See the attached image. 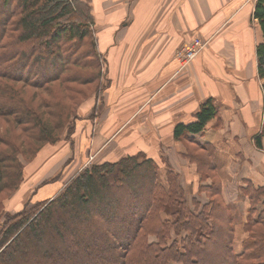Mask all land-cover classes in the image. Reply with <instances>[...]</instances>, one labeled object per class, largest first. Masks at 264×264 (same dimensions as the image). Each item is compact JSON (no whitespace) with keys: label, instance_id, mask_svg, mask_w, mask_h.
Segmentation results:
<instances>
[{"label":"trees","instance_id":"obj_1","mask_svg":"<svg viewBox=\"0 0 264 264\" xmlns=\"http://www.w3.org/2000/svg\"><path fill=\"white\" fill-rule=\"evenodd\" d=\"M88 3L0 0V264H264V202L253 216L264 189L249 183L243 189L250 212L236 236L215 148L193 137L218 117L209 99L192 121L173 129L203 203L188 202L170 164L163 183L157 162L133 148L84 165L52 196L26 208L35 190L28 189L24 162L78 134L80 125L93 131L104 109L105 60ZM254 17L256 69L264 82V0L254 2ZM262 138L264 121L253 139L259 148ZM17 196L25 202L11 211L6 202Z\"/></svg>","mask_w":264,"mask_h":264},{"label":"crops","instance_id":"obj_2","mask_svg":"<svg viewBox=\"0 0 264 264\" xmlns=\"http://www.w3.org/2000/svg\"><path fill=\"white\" fill-rule=\"evenodd\" d=\"M255 1L89 0L99 52L105 60L106 89L104 109L92 136H85L84 130L78 132L83 134L81 140L88 138V148L94 151L90 156L99 157L97 162L108 159L120 146L121 154L116 157L133 148L154 160L165 153L173 168L183 172L184 160L172 157L180 153L173 144V129L178 123L192 121L199 105L209 99L218 109V117L193 137L197 143L215 148L222 197L238 237L250 212L243 189L247 183L264 189V138L261 148L253 140L264 121V82L256 69L260 36ZM194 38L207 44L181 69L175 54ZM76 136H72V144H57L53 155L63 163L68 158L75 160L73 174L88 158V150H79V142L74 143ZM127 141L132 142L125 148ZM38 158L45 168L52 161L46 149ZM45 168L28 174L38 181ZM263 202L264 197L253 207L254 217ZM18 205L15 201L14 207L7 206L16 211L21 208Z\"/></svg>","mask_w":264,"mask_h":264},{"label":"rangeland","instance_id":"obj_3","mask_svg":"<svg viewBox=\"0 0 264 264\" xmlns=\"http://www.w3.org/2000/svg\"><path fill=\"white\" fill-rule=\"evenodd\" d=\"M105 79H106V76L104 74V78H103V84L105 85ZM98 125V121L96 123ZM85 129V136H90L88 135V133H90V131H92V127L90 125H88L87 127H84L82 125H80V131L82 130L81 129ZM96 129V128H95ZM94 131V129H93ZM92 133V132H91ZM78 133L77 136H76V141L74 142L75 144H77L79 142V150L81 148H84L85 150L84 151H87V155H88V160L87 162L85 163V166H88V165H91V163H97L99 157H95V154L93 156H90L92 155L91 152H94L92 149H90V147L88 148V138L86 137L85 138H82L81 140V136H83V134H80ZM72 136L71 137H67L64 139V137H62V140L63 141H66L70 144L73 143V140H72ZM79 139V140H78ZM134 142H136L137 140L133 139ZM62 142V141H61ZM77 142V143H76ZM129 142H132V141H127V143H124L125 145V148L127 146V144ZM173 144H176V147L182 151V147L181 145L177 142H174ZM62 145V144H61ZM57 145L55 146H48L46 147V152L47 154H49L51 157L53 158H50L49 160H52L48 163H50L46 168L44 167V165L42 164V160L37 158L34 162H31V163H27V162H24V165L26 167V173H29L30 175L33 173L34 170L36 171H41L43 168H45L43 171H42V174H40V179L38 181H33V178L31 179V176L29 174H27L28 178H27V186L29 187L28 189H34L35 191L33 193L30 194V197H29V202L25 203V200L24 198H21L20 199V196H17L15 199L12 200V203H8L6 202V205L10 204L11 207H14V203L15 201L19 202V205L17 206V208L19 209L20 207H22V204H24L26 206V208H30L34 203V202H37V201H40V200H43L44 198H46L47 196H51L53 195L59 188H60V181L61 180H67L68 178H66L65 176L68 174L67 177H70L73 172L75 171V160H70V161H66V162H62L61 160H56L55 157L53 156L54 153H55V150L57 149ZM121 148L123 147H116L114 148V150H112L111 152V155L113 156H119L121 154ZM77 149V148H76ZM152 149V148H151ZM178 150V151H179ZM151 151V150H150ZM43 155V154H42ZM161 156L159 157H156V160L157 161V164H158V167L160 166L161 168V171L162 172H159V175H158V179L165 183V177H164V173L166 171V164L167 162L170 164L169 162V158H167V156L165 155V153L162 155L160 154ZM102 155H100L101 157ZM178 155V152L175 154V155H172V157L175 159V160H179L177 158ZM87 158V157H86ZM76 159V157L74 158ZM77 159H78V156H77ZM183 166H187L189 172H192V176L188 177L187 176V172L183 170V172L181 171H178L179 170V167H178V170L174 169L173 166L171 165V167L175 170V172L179 173V177H178V182H179V185L183 188V191L185 193V196L186 198L188 199V202L190 201V199L192 197H196L197 199H199L202 203L204 201V196L202 194H198L196 192V181H197V175H196V172L194 171V167L192 165H188V163L186 161H183ZM76 173V172H75ZM74 173V174H75ZM191 175V174H190ZM219 176V175H218ZM53 180L51 181H48L44 184H41L40 185V181H42L44 178L46 179H49V178H53ZM220 178V176H219ZM45 179V180H46ZM221 179V178H220ZM221 182H222V179H221ZM39 185V186H38ZM31 190V191H32ZM230 194V192L228 191V195ZM238 192H237V195L238 196ZM12 211V210H11ZM162 217L163 218H169V215H168V211L162 213ZM232 223H234V221H232ZM95 231V229H94ZM83 238V237H82ZM75 240V243L76 244H79L80 241H81V237L80 236H76V238L74 237L73 238ZM239 240V239H238ZM24 264H26L24 262ZM170 264H173V263H170Z\"/></svg>","mask_w":264,"mask_h":264},{"label":"built area","instance_id":"obj_4","mask_svg":"<svg viewBox=\"0 0 264 264\" xmlns=\"http://www.w3.org/2000/svg\"><path fill=\"white\" fill-rule=\"evenodd\" d=\"M206 41H202L195 38L191 43L185 47H182L176 54L175 57L177 62L180 64V68L185 67L190 61H192L197 55L201 54L206 46Z\"/></svg>","mask_w":264,"mask_h":264}]
</instances>
